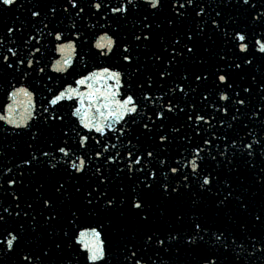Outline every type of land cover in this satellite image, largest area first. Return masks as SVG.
Returning a JSON list of instances; mask_svg holds the SVG:
<instances>
[{"label":"water","instance_id":"obj_1","mask_svg":"<svg viewBox=\"0 0 264 264\" xmlns=\"http://www.w3.org/2000/svg\"><path fill=\"white\" fill-rule=\"evenodd\" d=\"M108 2L110 6H118L121 0ZM135 2L137 8L126 17L113 14L110 10L93 15L95 10L88 8V0H81L85 12L79 17L70 7L67 12L63 11L66 0H18V6L0 10V40H3L0 55L11 56L6 51L11 47L24 57L35 46L40 49L39 53H34V59L40 61L36 67H45V73H39L26 65H22L19 71L0 66V115L4 114L5 106L12 103L8 98L12 85L19 87L23 84L33 91L35 104L34 118L28 121L27 127L18 128L0 121V185H4L0 187V207H14L10 195L12 189L4 181L8 176L19 177L21 171L27 185L23 187L18 184L15 189L23 196L21 208H25V202L33 204L32 209H27L29 217L22 215L17 218L13 215L9 218L5 214L7 223L0 231L16 229L21 232L22 239L15 252L0 253V264H21L24 255L40 253L45 247L55 252L56 256L72 257L73 264H89L87 253H81L74 239L71 241L73 247H68L70 241L64 232L71 235L73 230L99 227L101 223L106 226V243L110 248L108 264H135L136 258L141 259V264H202L204 254L217 257L218 264H264V224L254 219L256 215L264 214V184L257 182L264 175V155L261 154L264 148L254 145L252 156H248V150L244 148L245 144L254 140L264 144V54L253 47L256 39L264 40V20L253 19L264 12V0H250L249 5H243L242 0H194L191 6L185 3V8L181 10L184 14L179 19L174 18L175 9L171 7L170 0H163V8L155 15L144 0ZM196 4L205 9L200 16L196 15L199 11L194 6ZM34 7L40 11L39 18L30 15L29 9ZM52 7L56 9L55 14L49 11ZM216 12H220V16H216ZM145 16L152 25L151 39L147 42L136 41L134 35L145 31ZM213 19L219 28L212 24ZM169 20H173V23L169 24ZM73 23L75 28L72 27ZM13 25L20 30L9 34L7 28ZM54 30H60L64 37L74 40L76 44L72 66L64 73H56L52 69V64L61 59L55 46L65 42L55 41L54 35H47ZM77 31L80 40H76ZM105 31L110 36L115 33L114 40L128 44L133 55L130 65L121 62L119 50L110 58L94 55L97 51L92 47L95 38ZM235 31L247 37V59L252 61L251 64L244 63L245 53L234 46L236 42L232 34ZM187 35L192 36L191 41L186 38ZM30 36L36 39H29ZM85 39L91 43H84ZM175 40L180 41L175 45L178 53L183 51L185 44L193 47L194 51L177 55L175 62L169 65ZM156 55L161 57L159 61L155 59ZM221 56L225 59L221 60ZM235 63H240L241 67H229ZM109 65H115L116 70L124 74L122 93H133L138 102V113L133 114L135 123L132 117L126 116L124 121L114 124L116 132L105 129L104 136L94 131L88 132L71 115L76 106L72 101H64L57 109L59 115L63 116L62 121H45L42 105L53 93H58L69 84L75 86L74 81L80 75L96 70L97 66ZM218 67L227 72L231 89L217 86L215 73ZM25 71L28 72L27 76L23 75ZM164 71L171 72V76L161 78L160 73ZM197 74H204L207 79L196 81L194 77ZM48 76L52 79L49 80ZM180 87L184 89L183 92L179 90ZM245 88L250 91L245 92ZM221 92H226L231 99L220 100ZM237 92L239 97L235 95ZM145 95L151 99L145 100ZM239 98L245 100L243 106L235 103ZM170 106L174 107L171 113L167 112ZM224 106L228 108L227 113L222 110ZM48 107L51 112V106ZM161 110L165 112L162 120L154 115ZM197 114L204 116L205 121H196ZM145 123L149 125L150 132L144 129ZM121 128L123 134L119 131ZM62 132H67V135H62ZM33 133L36 134L35 138ZM77 133L90 137L86 148L78 147ZM162 134L168 137L163 145L159 143ZM206 140L210 143L205 144ZM65 141L70 147V154L86 157L89 170L84 175L69 176L64 170L65 166L61 165L53 175H49L47 165L39 163L32 168L33 175L28 171V166L22 163L32 154L45 162L51 159L52 154L55 155L53 163L61 160L62 154L54 152V149L57 144L63 146ZM197 148L203 157V160H198L202 174L211 172L217 177L212 191L201 192L193 178L190 190L181 189L180 194L170 200L162 198L159 195L160 184L174 185L178 182L169 171L170 167H176L177 162L186 164ZM97 151L101 153L99 158L95 155ZM129 151L135 156L144 157L140 164L132 165V173L127 168L130 163ZM148 151H152L151 157L146 156ZM42 152H49L50 156L44 157ZM105 156L115 159L106 163ZM161 161L165 163L161 164ZM97 167L101 169L102 177L94 174ZM141 167L143 172L135 171ZM7 169L12 171L7 172ZM180 170L187 173L190 166ZM152 171L156 172L153 181L156 194L150 198V223L137 225L126 206L108 210L104 207L103 199L94 200L93 206L86 204L87 192L97 187L108 196L123 199L131 194L138 178L143 179L145 173ZM165 173L168 174L167 180ZM102 178H106L107 182L101 185ZM57 180L64 183L70 196H59L54 192ZM41 182L45 184L44 194L55 200L54 212L58 215L50 224L43 219L47 212L39 203L38 195L32 192V186ZM228 185H231L230 189ZM76 188L80 191L77 192ZM229 190L232 196L224 206L217 208L216 202ZM240 200L245 201L246 208L240 206ZM161 209L165 210L163 215ZM73 211L77 214L78 222L70 225ZM177 215H181L182 220H177ZM31 216L36 219L32 220ZM197 221L206 226L208 233H201L204 241L189 246L186 243L188 234L192 233ZM217 230L224 232L227 249L222 247L224 238L220 242H216L214 237L209 239L211 233ZM147 232H155L156 236L165 240V245H146ZM169 234L177 236V239L169 241ZM54 241L61 243L60 250L53 248ZM130 250L137 252L136 258H128ZM32 264H38L35 258ZM49 264H55L54 259Z\"/></svg>","mask_w":264,"mask_h":264},{"label":"snow or ice","instance_id":"obj_2","mask_svg":"<svg viewBox=\"0 0 264 264\" xmlns=\"http://www.w3.org/2000/svg\"><path fill=\"white\" fill-rule=\"evenodd\" d=\"M185 3L188 5H193L194 0H170V5L174 11V18L179 19L183 16L182 9L185 8ZM250 0H242L243 5H249ZM144 4L147 7H150L153 10V15H155L156 11L162 9L164 4L163 0H144ZM18 6V0H0V10H8L12 7ZM22 6V5H19ZM195 7L199 8V11L196 12L197 16H200L204 13L205 9L199 4L194 5ZM75 10V15L79 17L82 13L85 12V7L81 5V0H66V6L63 8V11L67 12L68 8ZM255 8V5H252ZM88 8L94 9L95 11L92 13L93 15H99L107 10H110L113 14H119L122 16H127L133 9L137 8V3L135 0H121V3L118 6H110L108 0H88ZM30 15L35 18L40 17V11L38 8L29 9ZM53 14H55L56 9L54 7L50 8ZM216 16H220V12H216ZM103 19V17H101ZM254 20H264V12L258 13ZM148 17H144L143 28L145 31H142L140 34H135L134 39L136 41H149L151 39V27L152 25L147 22ZM169 24L173 23V20L168 21ZM212 24L219 28V24L215 19L212 20ZM47 28V25H44ZM75 28V24L72 25ZM158 27V25H157ZM20 29L16 28L14 25L9 26L7 28V32L12 34L14 31H19ZM47 35L53 36L55 41H65L59 44H56L55 50L57 53L61 54V59H57L52 64V69L56 73H64L69 70L72 66L73 58L72 54L76 52V44L75 41L72 39H68L64 37L60 30H54L52 32H48ZM115 33H113V36ZM227 36L228 33L225 32ZM76 40H80V34L77 31L75 33ZM113 36L108 35V32L105 31L103 34L98 35L95 38V43L92 45L94 49L97 51L94 55L102 56L110 58L111 56H115L116 50H119L120 60L123 64L130 65L133 61V55L130 51V48L127 43L118 42L117 40L113 39ZM189 41L192 40L191 35H187L186 37ZM29 39L35 40L36 37L30 36ZM232 39L234 42L235 47H238L239 52L245 53L244 63L251 64L252 61L247 59V52L249 50V45L247 43V37L245 34H242L240 31H235L232 34ZM84 43H91L86 39L83 41ZM27 43V41H25ZM180 43L179 40L173 41V48L172 53L170 54V58L168 60V64L171 65L175 62L177 55H183V53L191 54L194 51V48L189 46L188 44L184 45L182 52H177L175 45ZM3 44V40H0V45ZM253 47L256 48L261 54H264V40L256 39ZM167 50V48L165 49ZM7 53H10L11 56L5 54L0 55V66L5 67L6 69H10L12 71H19L22 65H26L28 68H31L33 71H38L39 73H45V67L36 66L39 65L40 61L38 59H34V53H39L40 49L33 46V50L30 51L27 56L21 57L17 54L13 48H7ZM32 57V58H29ZM14 58V59H13ZM155 59L159 61L161 57L159 55L155 56ZM221 60H224L225 57L221 56ZM229 67L240 68V63L230 64ZM23 75L27 76L28 72L25 71ZM216 79L219 85H223L225 89H231L232 84L229 81V77L227 72L223 68L216 69ZM123 76L124 74L120 70H116L115 65L109 66H97L96 70L89 71L86 75H80L74 81L75 86L69 84L63 87V90L58 91V93H53L51 98L47 99L42 105V113L44 115L45 121H51L55 123L56 121H62L63 116L59 115L57 109L64 101H72L76 106L73 108L71 115L78 119L80 127L87 130L88 132H96L100 136H104L105 129L111 132H116L117 129L114 127V124H119L121 121L125 120V117H132V122L135 123V118L133 114L138 113V102L134 97V94L129 93H122L123 88ZM161 78L164 76H171V72L164 71L160 73ZM196 81L206 80L207 76L204 74H197L195 75ZM48 79L51 80L52 77L48 76ZM187 79V77H184ZM255 79V78H253ZM148 86H151V81L149 78ZM12 91L8 93V98L12 101V103L7 104L3 109L4 114L0 115V121H4L8 125H12L15 127H27L28 121L34 118L35 113V104H34V93L30 91L28 87L21 84L19 87L12 85ZM179 87V86H178ZM264 87V85H262ZM131 88V85H129ZM83 89V90H81ZM181 92L184 91L182 87L179 88ZM245 92L250 91V89L245 88ZM237 97L240 94L237 92L235 94ZM145 100L151 99L148 95L144 96ZM219 99L222 101H229L231 98L226 94V92H221ZM171 103V102H169ZM235 103L243 106L245 104V100L239 98L235 101ZM51 106V112L49 107ZM225 113H227L228 108L226 106L222 109ZM174 111V107L170 106L167 108V112L171 113ZM183 111V109H180ZM239 111V109H237ZM157 119H164L165 112L161 110L159 112L154 113ZM151 119V118H150ZM189 120L192 119L191 116L188 117ZM236 119V117H233ZM196 121H205V117L202 115L195 116ZM144 129L147 131H151L149 125L145 123L143 125ZM119 131L123 134V129H119ZM174 131H176L174 129ZM35 133H33V138H35ZM62 135L66 136L67 132H62ZM78 136V147L79 148H86L87 143L90 139L88 135H81L77 133ZM168 141V137L166 135L159 136V143L161 145L165 144ZM99 143V141H97ZM205 144L210 143V141H204ZM235 142L233 141V144ZM254 145H258L261 148H264V144H261L260 140H254L251 143H247L244 145V148L247 149V155L252 156L254 154ZM106 147V146H105ZM115 147V145H113ZM200 149L197 148L193 154V158L187 161L186 164L181 165L177 162L176 167H170L169 171L174 174V179L178 182L174 185L169 183H162L159 187V195L166 199L170 200L175 196L180 194L181 189L190 190L193 183V178L195 182L198 184L199 190L201 192H208L212 191V187L214 182L217 181V177L213 175L211 172L206 174H202L201 172V164L198 163V160H203V157L200 156ZM54 152H58L62 154L61 160L56 161L53 163L52 161L55 160V155H51V159L48 161L40 160L35 154H32L29 158H26L22 161V163L28 166V171L32 173V168L36 166L37 163L39 164H46L49 169V175H53L55 170H57L58 165L65 166L64 170L68 173L69 176H73L76 174L84 175L88 170L89 167L86 165V157L83 155H76L75 153H71L70 147L68 142L65 141L64 145L61 146L57 144L55 146ZM264 155V152L261 153ZM42 156L49 157V152H42ZM96 157L99 158L101 153L97 151L95 153ZM119 155V154H117ZM128 157L130 159V163L127 165L129 173L133 172L132 165L133 164H140L141 160L144 157L135 156L131 151L128 152ZM153 155L152 151H148L146 153L147 157H151ZM220 155H224V153H220ZM115 157L112 156H105V162H109L114 160ZM212 159H216L212 157ZM164 161H161V164H164ZM231 163V161H228ZM190 171L185 173L182 172L180 169L183 167H189ZM19 167V165L17 166ZM70 169V171H69ZM11 169H7V172H11ZM135 171L143 172V167L135 169ZM264 171V170H262ZM35 175V173H32ZM102 177L101 169L97 167L95 169V173ZM165 180L168 179V174L165 173ZM24 172L21 171L19 173V177L13 175L8 176L7 179L4 181V184L8 186L9 189H12L10 195L14 202V207L11 205L9 207H0V228L3 227L5 223H7L6 216L11 218L13 215L15 217H29L30 213L27 209H32L33 204L31 202H25V208H21L20 201L22 200L23 196L21 193H18L15 189L16 186L22 185L23 187H27L24 183ZM156 179V172L152 171L150 173H145L143 179H137V184L135 187L132 188L131 194L123 199H117L116 197L108 196V194L104 191H101L99 187L93 188L92 190L88 191L85 196V201L88 206H93V202L99 201L103 199L104 207L108 210L112 209H119L123 206H126L132 217H134L135 223L137 225H146L150 223L152 215H151V208L152 205L150 203V198L155 195L154 189L156 185L153 183ZM106 178L100 179V184L106 183ZM258 183L264 184V175H261L258 178ZM227 183V182H225ZM4 185H0L3 187ZM44 183H38L32 186V192L37 194L39 197V203L41 204L42 208L47 212V215L43 217L46 223H52L57 219V215L54 212L55 208V200L44 194ZM228 188H231V185H228ZM77 192L80 191L79 188L75 189ZM54 192L59 196H70L68 190L65 188V185L62 181L57 180L54 186ZM123 192V189H121ZM232 196V191L229 190L227 195L223 198L218 199L216 202V207L220 208L226 204V201ZM195 202V201H194ZM240 206L242 208H246L247 204L245 201L240 200ZM11 208V210H10ZM164 209H161V214L163 215ZM32 220H35V216H31ZM177 220H182L181 215H177ZM255 221L259 224H264V214H258L255 216ZM78 222V217L75 211L71 212V219L69 220V224H75ZM105 224L101 223L99 227H86L81 228L79 231L73 230L72 234L66 231L64 232V236L68 238L70 241L68 247L72 248L73 244L71 241L74 239L75 244L80 246L81 253L86 252V260L89 264H99V262H103V264H108V254L110 252V248L106 243V234H105ZM21 230L23 229V225L20 226ZM201 233H208V229L206 226H202L199 221L194 224L192 229V233L188 234V238L186 243L189 246L196 245L198 241H204V235ZM216 242H220L222 238H224V243L222 247L227 249V238L223 231L217 230L216 232H212L209 236V239L213 238ZM22 239L21 232L17 231L16 229H6L4 231H0V253H10L15 252L16 248L18 247L20 241ZM177 236L169 234L168 240H176ZM155 243L159 246L165 245V240L156 236L155 232H147L145 233V244L150 245ZM62 247L60 242H53V248L55 250H60ZM137 252L134 250L129 251L128 258H136ZM38 262V264H49V262L55 261V264H73L72 257H64V256H56L55 252L48 250L47 247L41 249L40 253H30L26 254L21 259V264H32V260ZM135 264H141V259L136 258ZM155 264V262H153ZM202 264H218V258L211 254H204L202 256Z\"/></svg>","mask_w":264,"mask_h":264}]
</instances>
